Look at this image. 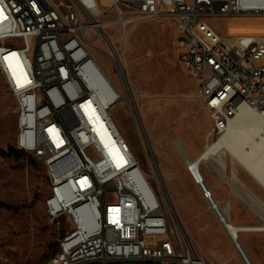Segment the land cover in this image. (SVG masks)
<instances>
[{
	"label": "built area",
	"instance_id": "1",
	"mask_svg": "<svg viewBox=\"0 0 264 264\" xmlns=\"http://www.w3.org/2000/svg\"><path fill=\"white\" fill-rule=\"evenodd\" d=\"M107 1L116 11L111 24L175 18L179 61L211 120L205 148L222 137L241 108L264 115V35L208 33L212 17L264 9L249 8L247 0ZM98 4L0 0V74L18 101V146L45 164L50 221L60 229L62 218L70 224L49 264H209L176 225L158 166L150 162L149 175L121 141L108 112L122 92L115 87L106 101L93 83L97 61L88 38L105 30ZM212 35H220V42H212ZM54 90H61V98H54ZM196 183L204 198L215 195L202 180ZM219 208L211 204L227 231L228 218Z\"/></svg>",
	"mask_w": 264,
	"mask_h": 264
},
{
	"label": "rangeland",
	"instance_id": "2",
	"mask_svg": "<svg viewBox=\"0 0 264 264\" xmlns=\"http://www.w3.org/2000/svg\"><path fill=\"white\" fill-rule=\"evenodd\" d=\"M101 1L99 20L113 21L116 11L107 0ZM208 22L223 35H264V14L212 17ZM104 28L123 59L129 87L158 158L157 166L187 233L209 264H246L176 147V140H180L189 154L196 157L206 146L211 120L192 77L179 61L175 18L160 15L124 26L107 23ZM100 34L88 38L90 50L127 98L122 70ZM110 114L134 156L152 176L151 156L128 104L120 99ZM18 134V101L7 90L0 74V149L14 147L24 151L18 146ZM227 159L231 167V156L227 155ZM237 170L248 186L242 193L209 164L202 163L200 173L216 200L229 204L228 216L233 223L264 225V188L239 165ZM49 193L50 182L42 161L26 151L19 158L0 154V264H49L59 254L60 232L70 225L63 218L60 229L48 218L45 203ZM240 241L255 264H264V231L241 234Z\"/></svg>",
	"mask_w": 264,
	"mask_h": 264
},
{
	"label": "bare ground",
	"instance_id": "3",
	"mask_svg": "<svg viewBox=\"0 0 264 264\" xmlns=\"http://www.w3.org/2000/svg\"><path fill=\"white\" fill-rule=\"evenodd\" d=\"M247 3H249L248 5L249 8L264 9V3H262V0H247ZM100 23L101 25H105L109 22H100ZM98 30L107 40L111 53L114 55L116 61L118 62L123 72V79L124 82L126 83L128 95L126 98L122 94L123 95L122 100L126 102L130 107V109L132 110L139 131L142 135V138L145 141L146 144L145 147L151 156L150 162H152V164L157 165L158 158L156 156L154 146L151 142L150 134L147 131L145 120H143V117L141 116V113L137 107L135 95L129 87V81L127 78V74L125 72L123 59L114 50V44L112 42L113 37L110 34H108L103 28H99ZM208 33L217 34V30L209 22H208ZM212 42H220V35H212ZM9 70L11 74L13 75L16 74L15 69L10 65H9ZM92 80L93 83L96 85V87L101 91L106 101L113 98L117 93L116 90H114V88L117 87L116 84L113 82L112 78L105 72V70L102 68V66L99 64L98 61L94 69ZM54 98H61V90H54ZM113 106L110 107V110L113 108ZM108 114L111 117L116 130L119 133L121 141L125 142L129 150H131L126 139L123 137L121 131L119 130L118 126L113 120L110 112H108ZM112 146H114V144H112ZM176 147L178 148V151H180V153L182 154L188 168L190 167L189 169H191V172L194 174L196 179L202 180L205 185H206V181L200 173V168L202 163H206L214 167L220 177L229 181L234 188L241 190V193L242 190H246L248 186L247 183L240 177L239 172L237 170V165L243 168L252 178H254L264 188V115L261 111H258L257 109H250L247 107L241 108L238 115L230 122L228 129L225 131L222 137L217 141L209 142L207 147L204 148L196 157H192L189 154V152L186 150L185 146L180 140H176ZM131 153L133 152L131 151ZM227 155H230L232 158V165L230 164L231 167L228 166ZM228 171L230 173H228ZM142 172L144 173V175H146L144 171ZM142 185L145 192L149 196H151L147 185L145 183H142ZM243 195H241L242 199H243ZM246 195H244V197H247ZM170 199L171 201L169 204L170 207L172 205L171 210L175 215V223L180 229L182 230L184 229L186 231L184 224L181 221V218H179L177 211L174 207L173 200L172 198ZM207 199L210 202V206L211 204H221L222 209L219 208V210L225 213V215L228 218L226 220L227 230L229 231L231 239L235 243V246L237 247L240 255L244 258L245 261H246L245 258H247L251 264L253 263L255 264L252 255L250 254L246 246L240 241V235L251 231H264V225L235 224L230 220L228 216L229 204L223 205L221 202H218L216 200L214 195H211L210 198ZM244 200L247 201L248 197L245 198ZM263 210L264 207L262 211ZM213 212L217 214L216 210H213ZM262 215H264V213Z\"/></svg>",
	"mask_w": 264,
	"mask_h": 264
},
{
	"label": "trees",
	"instance_id": "4",
	"mask_svg": "<svg viewBox=\"0 0 264 264\" xmlns=\"http://www.w3.org/2000/svg\"><path fill=\"white\" fill-rule=\"evenodd\" d=\"M23 152L24 151L18 150V149L14 148V147H8L7 150L0 149V154L3 157H15V158H19L20 155L23 154ZM7 207L10 208V209L16 210V208H14L13 206H8L7 205Z\"/></svg>",
	"mask_w": 264,
	"mask_h": 264
},
{
	"label": "crops",
	"instance_id": "5",
	"mask_svg": "<svg viewBox=\"0 0 264 264\" xmlns=\"http://www.w3.org/2000/svg\"><path fill=\"white\" fill-rule=\"evenodd\" d=\"M63 219V218H62ZM61 219V220H62ZM69 224V223H68ZM70 225V224H69ZM93 264H100V263H93ZM147 264H162V263H160V262H148Z\"/></svg>",
	"mask_w": 264,
	"mask_h": 264
},
{
	"label": "snow or ice",
	"instance_id": "6",
	"mask_svg": "<svg viewBox=\"0 0 264 264\" xmlns=\"http://www.w3.org/2000/svg\"><path fill=\"white\" fill-rule=\"evenodd\" d=\"M2 11H3V10H2V9H0V15H2Z\"/></svg>",
	"mask_w": 264,
	"mask_h": 264
},
{
	"label": "water",
	"instance_id": "7",
	"mask_svg": "<svg viewBox=\"0 0 264 264\" xmlns=\"http://www.w3.org/2000/svg\"><path fill=\"white\" fill-rule=\"evenodd\" d=\"M128 264H133V263H128Z\"/></svg>",
	"mask_w": 264,
	"mask_h": 264
}]
</instances>
